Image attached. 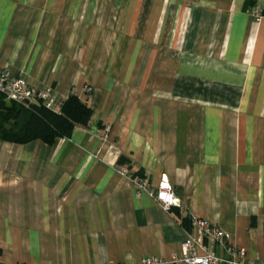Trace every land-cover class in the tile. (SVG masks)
<instances>
[{
	"label": "crops",
	"instance_id": "0c3cea01",
	"mask_svg": "<svg viewBox=\"0 0 264 264\" xmlns=\"http://www.w3.org/2000/svg\"><path fill=\"white\" fill-rule=\"evenodd\" d=\"M255 5L264 0H0V69L51 89L58 111L71 93L93 110L53 144L0 138V264L171 259L192 215L264 261ZM137 174L166 176L179 205L139 191Z\"/></svg>",
	"mask_w": 264,
	"mask_h": 264
},
{
	"label": "built area",
	"instance_id": "2783aa9c",
	"mask_svg": "<svg viewBox=\"0 0 264 264\" xmlns=\"http://www.w3.org/2000/svg\"><path fill=\"white\" fill-rule=\"evenodd\" d=\"M262 12L263 5H255L252 9L257 20L263 17ZM0 93L26 108L39 102L54 110L60 107L51 89L30 85L24 78L13 76L6 68L0 69ZM108 129L106 127V131ZM133 180L139 191H147L164 209L179 205L174 186L166 176H162L157 183L140 174L135 175ZM190 222L191 229L181 250L171 259L148 255L122 264H264V261L250 256L245 247L232 244L229 235L218 224L199 215H192Z\"/></svg>",
	"mask_w": 264,
	"mask_h": 264
},
{
	"label": "trees",
	"instance_id": "16d2710c",
	"mask_svg": "<svg viewBox=\"0 0 264 264\" xmlns=\"http://www.w3.org/2000/svg\"><path fill=\"white\" fill-rule=\"evenodd\" d=\"M262 14L264 16V5ZM92 115V108L74 93L67 97L59 111L42 102L26 108L0 93V138L16 143L41 139L53 144L58 138L70 137L77 125H88ZM120 161L124 162V157ZM181 223L189 228L190 219L181 217Z\"/></svg>",
	"mask_w": 264,
	"mask_h": 264
}]
</instances>
